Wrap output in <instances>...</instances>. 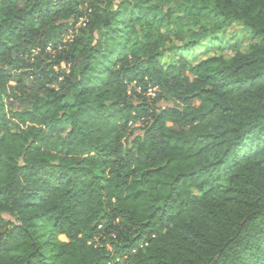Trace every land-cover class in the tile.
<instances>
[{"label": "trees", "instance_id": "trees-1", "mask_svg": "<svg viewBox=\"0 0 264 264\" xmlns=\"http://www.w3.org/2000/svg\"><path fill=\"white\" fill-rule=\"evenodd\" d=\"M162 1L0 0V264H264V0H202L250 52L169 64Z\"/></svg>", "mask_w": 264, "mask_h": 264}, {"label": "rangeland", "instance_id": "rangeland-1", "mask_svg": "<svg viewBox=\"0 0 264 264\" xmlns=\"http://www.w3.org/2000/svg\"><path fill=\"white\" fill-rule=\"evenodd\" d=\"M162 4L165 8L171 7L174 10L173 23L166 31L170 33L176 46L174 51L165 56L164 64L178 60V55L191 63L214 55L231 59L237 50L247 53L258 43L249 27L235 20L224 23L223 17L212 11L202 0H163ZM260 15V22L263 23L264 9ZM201 26L209 27L208 33L198 41L196 47L189 46ZM185 40V43H180ZM174 53H178L176 59Z\"/></svg>", "mask_w": 264, "mask_h": 264}, {"label": "built area", "instance_id": "built-area-1", "mask_svg": "<svg viewBox=\"0 0 264 264\" xmlns=\"http://www.w3.org/2000/svg\"><path fill=\"white\" fill-rule=\"evenodd\" d=\"M86 18H82L76 25L75 27H71L64 35V42H70L73 39V36L78 32L79 27L81 26V24L86 21ZM46 51L49 52L51 55L55 54V48L53 46L52 43H50L47 47H46ZM148 94L155 96L156 94V88H149L148 90Z\"/></svg>", "mask_w": 264, "mask_h": 264}, {"label": "clouds", "instance_id": "clouds-1", "mask_svg": "<svg viewBox=\"0 0 264 264\" xmlns=\"http://www.w3.org/2000/svg\"><path fill=\"white\" fill-rule=\"evenodd\" d=\"M186 42V40L185 41H180V43L181 44H183V43H185ZM167 46H169V47H171L172 45L171 44H168ZM159 207H161V209H163V205H160ZM157 215H160V213H157ZM153 219H154V217H153ZM145 223H148V220H145L144 221ZM63 242H67V237H65V236H61V238H60Z\"/></svg>", "mask_w": 264, "mask_h": 264}]
</instances>
